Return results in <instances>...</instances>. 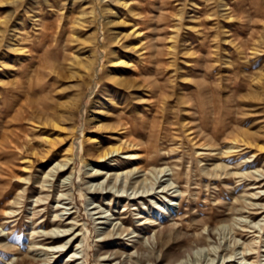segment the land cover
<instances>
[{"label":"rangeland","instance_id":"1","mask_svg":"<svg viewBox=\"0 0 264 264\" xmlns=\"http://www.w3.org/2000/svg\"><path fill=\"white\" fill-rule=\"evenodd\" d=\"M171 258L264 264V0H0V264Z\"/></svg>","mask_w":264,"mask_h":264},{"label":"bare ground","instance_id":"2","mask_svg":"<svg viewBox=\"0 0 264 264\" xmlns=\"http://www.w3.org/2000/svg\"><path fill=\"white\" fill-rule=\"evenodd\" d=\"M137 33V32H136ZM139 34V33H138ZM137 35V34H136ZM119 151V149L118 148H114V149H111L110 151H105V153L103 154V157H106V156H108V155H110V153L111 154H113L114 152H118ZM130 176V175H129ZM69 230V229H68ZM59 234V233H58ZM54 235H56V234H54ZM62 236V235H61ZM159 240H161L162 238H164L165 239V237L164 236H162V233H160L159 234ZM6 246V245H5ZM64 246V245H63ZM6 248H7V246H6ZM8 248H9V246H8ZM77 252V251H76ZM75 255V254H74ZM143 255V254H142ZM145 257V256H144ZM24 259V258H23ZM26 259V258H25ZM78 259V258H77ZM147 260V259H146ZM150 260V259H149ZM176 260H175V258H171L170 259V261L167 263V264H173L174 262H175ZM154 262V261H153ZM154 264V263H153Z\"/></svg>","mask_w":264,"mask_h":264}]
</instances>
